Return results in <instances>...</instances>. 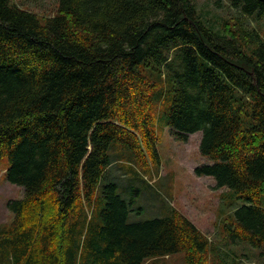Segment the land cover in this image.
Returning a JSON list of instances; mask_svg holds the SVG:
<instances>
[{
    "label": "trees",
    "instance_id": "1",
    "mask_svg": "<svg viewBox=\"0 0 264 264\" xmlns=\"http://www.w3.org/2000/svg\"><path fill=\"white\" fill-rule=\"evenodd\" d=\"M229 1L238 16L214 29L191 0H58L43 20L0 0V161L23 190L7 203L0 264H143L175 253L209 264L216 248L189 219L171 208L129 223L131 204L104 178L113 144L130 164L144 168L148 155L159 165L151 111L165 100L175 139L201 132L211 164L195 174L242 201L223 234L264 264V41L239 19L263 18L264 3ZM45 207L53 216L38 221Z\"/></svg>",
    "mask_w": 264,
    "mask_h": 264
},
{
    "label": "rangeland",
    "instance_id": "2",
    "mask_svg": "<svg viewBox=\"0 0 264 264\" xmlns=\"http://www.w3.org/2000/svg\"><path fill=\"white\" fill-rule=\"evenodd\" d=\"M12 1L23 10L33 12L41 20L54 16L58 7V0ZM191 2L197 14L203 21L212 24L214 29L222 22L231 24L233 18L238 16V11L231 7L229 0H191ZM239 19L247 27L254 28L264 41V17ZM167 106L168 101L165 100L159 112L158 108L151 111L160 159L157 167L150 164L148 155H145L146 167L140 168L130 164L127 149L119 144L111 145L109 150L111 165L104 178L105 181L115 182L118 185L119 195L131 204L132 209L127 221L136 223L162 218L169 209L174 208L189 219L216 248V251H211L209 254V264L211 259L219 254L226 264H262L263 257L259 256L258 250L244 242L230 240L223 234L222 227L228 222V216L242 205V201L233 191L216 188L213 178L195 174L196 167L211 164L210 160L201 156L198 150L201 132L191 134L186 142L175 139L165 123L164 112ZM7 168V159H1L0 227H7L13 219L7 203L23 197L22 188L6 180ZM134 172L137 175H133ZM262 205L264 207V200ZM40 215L38 221L53 216L46 207ZM143 264H186V262L183 253H175L145 260Z\"/></svg>",
    "mask_w": 264,
    "mask_h": 264
},
{
    "label": "water",
    "instance_id": "3",
    "mask_svg": "<svg viewBox=\"0 0 264 264\" xmlns=\"http://www.w3.org/2000/svg\"><path fill=\"white\" fill-rule=\"evenodd\" d=\"M258 1L264 3V0H258Z\"/></svg>",
    "mask_w": 264,
    "mask_h": 264
}]
</instances>
